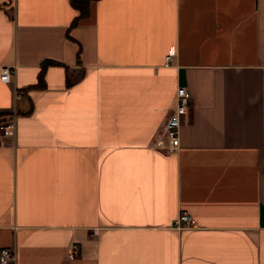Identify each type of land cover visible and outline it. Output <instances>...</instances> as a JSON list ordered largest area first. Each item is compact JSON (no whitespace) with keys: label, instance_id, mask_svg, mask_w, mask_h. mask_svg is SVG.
Wrapping results in <instances>:
<instances>
[{"label":"crops","instance_id":"crops-1","mask_svg":"<svg viewBox=\"0 0 264 264\" xmlns=\"http://www.w3.org/2000/svg\"><path fill=\"white\" fill-rule=\"evenodd\" d=\"M77 14L0 0V67L14 65L0 116L18 114L0 146L10 264H264V0ZM179 85L191 102L170 148ZM181 211L192 225H173Z\"/></svg>","mask_w":264,"mask_h":264},{"label":"built area","instance_id":"built-area-1","mask_svg":"<svg viewBox=\"0 0 264 264\" xmlns=\"http://www.w3.org/2000/svg\"><path fill=\"white\" fill-rule=\"evenodd\" d=\"M169 55L166 56L165 62L169 60ZM14 70V65H3L0 67V79L10 81L11 74ZM20 95L19 91H15L14 96L17 98ZM174 106L165 123V137L167 145L170 148H176L179 145V127L183 115L188 111L191 102V94L188 88L184 85L177 86L175 90ZM17 110L14 108L10 113L0 116V146L5 144L6 138L14 137L16 132ZM192 216L181 211L174 220L173 225L183 227L192 225ZM79 252L78 245L72 243L70 245L69 258H73ZM15 253L12 246L0 247V264H10L14 261Z\"/></svg>","mask_w":264,"mask_h":264},{"label":"trees","instance_id":"trees-1","mask_svg":"<svg viewBox=\"0 0 264 264\" xmlns=\"http://www.w3.org/2000/svg\"><path fill=\"white\" fill-rule=\"evenodd\" d=\"M90 0H70V4L78 10V14L73 18V20L71 21V24L74 25L76 24L77 20L86 15L87 12H88V3H89ZM51 62V61H48V63ZM47 63V62H46ZM46 64H43L41 66L42 68V71H43V67L45 66ZM42 76V74H40V77Z\"/></svg>","mask_w":264,"mask_h":264},{"label":"rangeland","instance_id":"rangeland-1","mask_svg":"<svg viewBox=\"0 0 264 264\" xmlns=\"http://www.w3.org/2000/svg\"><path fill=\"white\" fill-rule=\"evenodd\" d=\"M175 98V97H174Z\"/></svg>","mask_w":264,"mask_h":264}]
</instances>
